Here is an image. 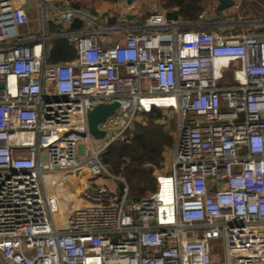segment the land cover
<instances>
[{
    "label": "built area",
    "instance_id": "built-area-1",
    "mask_svg": "<svg viewBox=\"0 0 264 264\" xmlns=\"http://www.w3.org/2000/svg\"><path fill=\"white\" fill-rule=\"evenodd\" d=\"M52 1L46 25L83 27L19 43L29 15L0 0V264H264V34L101 27ZM58 37L75 60L47 61ZM112 102L96 139L88 112ZM154 108L176 115L171 168L135 202L101 156Z\"/></svg>",
    "mask_w": 264,
    "mask_h": 264
},
{
    "label": "crops",
    "instance_id": "crops-1",
    "mask_svg": "<svg viewBox=\"0 0 264 264\" xmlns=\"http://www.w3.org/2000/svg\"><path fill=\"white\" fill-rule=\"evenodd\" d=\"M232 1L233 6L223 11L224 18H221L220 22L212 23H205L203 17L207 14H218L217 7L220 4V0H203V12L200 20L196 23L185 21L177 8L171 10L164 9L160 4V0H54L46 3V9L52 17H55L60 10H78L90 17L96 18L101 27L126 25L145 31H150V29L145 28L146 19L149 15L158 13L165 16L167 11L175 10L179 13V21L166 20L179 32L206 31L219 33L224 36L249 33L263 35L264 0ZM41 3L42 0H16V5L25 9L30 19L28 25L21 26L20 28L21 36L19 43H33L47 34L54 35L62 30L72 31L83 27L73 28L71 25L65 26L58 22L57 19H53L46 25L42 19L43 9L39 6ZM114 18L117 21L111 24ZM229 73L231 74V72ZM231 78H233L232 75ZM167 118L168 116H166L165 120ZM144 120H146V117H144Z\"/></svg>",
    "mask_w": 264,
    "mask_h": 264
},
{
    "label": "trees",
    "instance_id": "trees-1",
    "mask_svg": "<svg viewBox=\"0 0 264 264\" xmlns=\"http://www.w3.org/2000/svg\"><path fill=\"white\" fill-rule=\"evenodd\" d=\"M202 3L203 0H160L164 9L177 8L185 21L194 23L200 20ZM77 56L75 43L69 38H54L47 46V61L50 64L69 63ZM227 76L231 78L229 72ZM166 116L162 109L154 108L146 114V124L137 123L123 140L111 144L101 156L111 174L125 179L132 201H140L158 189L148 166L154 170L161 168L166 161L167 150L173 147L171 128L162 122Z\"/></svg>",
    "mask_w": 264,
    "mask_h": 264
},
{
    "label": "water",
    "instance_id": "water-1",
    "mask_svg": "<svg viewBox=\"0 0 264 264\" xmlns=\"http://www.w3.org/2000/svg\"><path fill=\"white\" fill-rule=\"evenodd\" d=\"M233 6L232 0H220V4L217 7L218 14H207L203 17L205 23L212 22H220L221 18H224L223 11L231 8ZM165 17L168 21L177 22L179 21V13L178 11H167L165 13ZM117 20L111 22V24L115 23ZM84 22L80 18H75L71 23L73 28L82 27ZM3 83H0V87H3ZM120 104L118 102L112 103H104L99 104L93 107L88 112V126L91 135L96 139H102L105 137L106 133L99 129V125L105 122L109 117L113 116L116 110L119 108ZM148 170L153 173L154 168L152 166H148ZM121 187V185H120Z\"/></svg>",
    "mask_w": 264,
    "mask_h": 264
},
{
    "label": "rangeland",
    "instance_id": "rangeland-1",
    "mask_svg": "<svg viewBox=\"0 0 264 264\" xmlns=\"http://www.w3.org/2000/svg\"><path fill=\"white\" fill-rule=\"evenodd\" d=\"M102 37H103V39L105 41H110V37L111 36L106 34V35H103ZM164 112L167 114L168 119H166V120H164L162 122L165 123L166 126L171 128V136L173 138L174 143H173V147L170 148L169 150H167V152H166V161H165L164 165L161 168H158V169L154 170V172H153V177L156 179V181H157V178L159 176L169 174L170 168H171L172 154H173L174 146H175V143H176V126H177L176 115L174 114L173 111H170V110H167V111L164 110ZM146 122L147 121L144 120L145 124H146ZM95 144L98 145L97 142H95ZM98 183L105 184L112 191H117L118 190L117 182L113 181L109 177L102 176V177L98 178ZM157 184H158V182H157Z\"/></svg>",
    "mask_w": 264,
    "mask_h": 264
}]
</instances>
